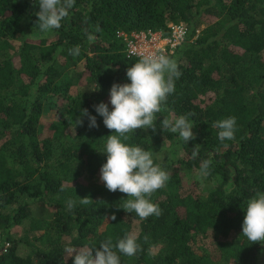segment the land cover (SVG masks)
Segmentation results:
<instances>
[{"label": "trees", "instance_id": "obj_1", "mask_svg": "<svg viewBox=\"0 0 264 264\" xmlns=\"http://www.w3.org/2000/svg\"><path fill=\"white\" fill-rule=\"evenodd\" d=\"M38 11L36 0H0V229L11 242L2 264H73L66 246L115 244L130 232L142 251L121 264H259L264 244L247 240L242 224L248 199L264 192V0H76L55 35L34 39L27 31L40 32ZM170 23L189 28L169 56L182 75L155 129H137L127 143L151 151L161 167L167 144L185 154L162 167L170 179L151 196L162 215L141 220L119 207L127 194L100 178L114 130L94 105L111 110L112 85L130 82L127 69L139 60L127 57L118 33L169 35ZM85 109L98 127H89ZM181 115L194 126L188 144L161 127ZM227 117L238 130L221 143L213 124ZM205 160L212 188L185 186L184 171L200 173Z\"/></svg>", "mask_w": 264, "mask_h": 264}, {"label": "clouds", "instance_id": "obj_2", "mask_svg": "<svg viewBox=\"0 0 264 264\" xmlns=\"http://www.w3.org/2000/svg\"><path fill=\"white\" fill-rule=\"evenodd\" d=\"M39 11L37 25L41 33L59 30L69 17L76 0H36ZM92 38L91 36L89 37ZM79 46L70 49V54L78 56ZM175 59L163 53L147 54L127 69L126 77L130 82L114 83L110 89V104L101 102L94 105L96 113L103 118L105 127L114 130L107 136L102 153L107 156L101 167V180L111 191L127 194L119 207L129 213H135L141 220L150 216L160 217L162 209L151 200L153 193L164 188L170 176L168 172L155 162L151 151L139 145L129 144V134L137 129H155L157 117L168 97L175 93L176 80L181 77ZM82 116L89 118V127H98L96 116L85 109ZM77 120V124H82ZM161 127L189 143L195 139L193 124L187 115L177 118H164ZM213 127L219 129L217 137L221 143L232 141L238 130L235 117H227L216 121ZM199 145H196L191 155L196 159L199 155ZM211 161L205 160L200 167V178L210 175ZM77 202L68 200L67 209L71 211ZM79 204H89L88 198H80ZM245 217L242 224V235L247 240L264 244V192H258L247 201ZM112 220L116 216L111 217ZM142 248L134 233H127L114 244L109 238L101 241L99 247L84 244L77 247L66 246L64 252L73 258V264H121V256L132 257ZM75 255L73 256V254ZM66 264V262H65Z\"/></svg>", "mask_w": 264, "mask_h": 264}, {"label": "built area", "instance_id": "obj_3", "mask_svg": "<svg viewBox=\"0 0 264 264\" xmlns=\"http://www.w3.org/2000/svg\"><path fill=\"white\" fill-rule=\"evenodd\" d=\"M171 32L165 35L163 31H139V32H120L118 36L125 45V53L128 58L140 59L147 54L173 55L176 50L183 45L189 35V28L184 23H170ZM10 240L0 229V264L3 256L9 251Z\"/></svg>", "mask_w": 264, "mask_h": 264}, {"label": "rangeland", "instance_id": "obj_4", "mask_svg": "<svg viewBox=\"0 0 264 264\" xmlns=\"http://www.w3.org/2000/svg\"><path fill=\"white\" fill-rule=\"evenodd\" d=\"M204 28V25H201L200 26V29H203ZM199 29V30H200ZM199 32V31H198ZM27 35L31 38H34V39H39V38H42V37H50V36H53L55 35V31H51L47 34L45 33H41V32H32V31H27ZM24 38H22V35L20 34V38L19 40H17L16 42L17 43H20L19 41L22 42ZM83 67L82 64L79 65V69H81ZM55 120V116L53 114V112L51 111H47V113L44 115L43 117V123L45 124H49L51 123L52 121ZM181 146L177 143V144H174V145H171L170 143L166 145L165 149H164V152L161 153L162 155H160V162L162 164V167L165 168V166L170 163L171 161H173L174 159H178L179 157H182L184 156V150L181 148H178ZM175 150H178L175 152ZM176 153V154H175ZM182 180H183V183L185 186H190L191 184H194V183H197L199 185V187L202 189V191L204 190H208L210 188H212V185L214 182H209L207 181V179H201L200 178V173L198 172H191V171H184V175L182 177ZM43 211V210H42ZM259 264H264V251L263 253L260 255V263Z\"/></svg>", "mask_w": 264, "mask_h": 264}]
</instances>
